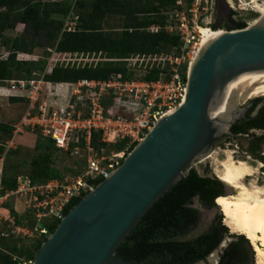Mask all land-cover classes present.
Masks as SVG:
<instances>
[{
  "label": "trees",
  "instance_id": "1",
  "mask_svg": "<svg viewBox=\"0 0 264 264\" xmlns=\"http://www.w3.org/2000/svg\"><path fill=\"white\" fill-rule=\"evenodd\" d=\"M55 3L47 5L34 0H0V39L7 30L15 28L16 24H22L34 35L44 33V37L51 46H57L60 52L69 53H106L111 59H125L129 54H142L144 57L167 54L172 48L179 49L180 42L177 35H171L162 30L156 34L146 31L148 27L158 24L164 27L167 13L176 7L177 0H97L89 5L78 1L81 11L86 13L81 16V29L72 32L62 31V23L52 21L48 13L57 11L67 13L68 4ZM193 0L187 1L189 8ZM6 8L5 11L2 9ZM106 10L117 12L126 17L125 31L120 35L102 34L97 31L99 23L96 13ZM160 12L152 21L143 17L136 18V14ZM233 15V13H231ZM246 23L233 22L232 30H243ZM216 30L217 26H212ZM129 30H131L129 32ZM35 36L27 42L15 39L12 45V53L6 60H0V81L14 79V74H20L17 78H30L33 72H42L46 67V61H19L17 52L31 53L38 45L34 42ZM168 68L161 70L155 64L146 66L141 75L128 71L124 65L106 63L96 67H57L51 75L46 76L47 81L53 83H76L80 80L103 81L112 75L121 74L124 80L139 79L146 82H154L160 79L161 74ZM184 74L186 67L183 68ZM23 74V76H21ZM111 103V101H105ZM260 100H255L252 107L245 114L243 120L237 121L231 128L233 136L248 135L251 130L264 131V104L254 117V112ZM0 131L11 136V127L0 124ZM35 149L41 151L32 162L30 179L33 183L47 177V165L50 160L49 151L55 148L50 139L38 136ZM1 141V139H0ZM255 141L261 145L264 135L255 137ZM38 142V143H37ZM1 143V142H0ZM93 143L98 146L97 135H93ZM125 141L108 146V150L120 152L125 148ZM137 144L128 149L130 153ZM4 148L0 146V155ZM17 151H8L6 157H11ZM122 163V162H121ZM4 175L1 178L2 192L12 191L17 186L18 173ZM77 176V175H76ZM102 180L95 182L97 186ZM225 186L218 179L203 177L196 171L190 170L184 178L175 183L146 213L141 221L134 227L130 234L116 250V256L136 264H197L204 261L220 245L226 229L221 226L220 219L210 231L199 237L182 241L180 238L187 235L198 222V212L190 207L193 199L198 198L205 207L214 206L217 197L223 194ZM80 199L73 200L65 209V215L76 205ZM60 221L48 226L49 234H52ZM21 223V219H18ZM42 240L34 245L32 251L24 255L17 254L15 247L9 245V240L0 241V264H31L34 255L40 248ZM11 241V240H10ZM243 248H248L247 241L242 236L237 237V242L230 244L222 254L218 264H244L241 261ZM15 256V257H14Z\"/></svg>",
  "mask_w": 264,
  "mask_h": 264
},
{
  "label": "built area",
  "instance_id": "2",
  "mask_svg": "<svg viewBox=\"0 0 264 264\" xmlns=\"http://www.w3.org/2000/svg\"><path fill=\"white\" fill-rule=\"evenodd\" d=\"M187 12L192 13V8L184 6L182 0H177L176 7L165 13L167 20L164 27L154 24L146 29L150 34L165 30L179 37V49L172 48L161 57L142 59L157 67L163 64L168 68L157 81L124 80L121 74L112 75L103 81H47L45 77L51 75L54 68H67L73 61L64 59V66L65 62L60 57L79 54L60 52L57 46L44 49V53L51 58L42 59L46 61L42 72H33L30 78L0 81L1 97L22 100L26 104L25 114L9 125V140L0 144L4 148L0 155V241L40 242L47 238L50 235L48 226L64 218V211L73 200L82 199L87 192L93 191L95 182L107 178L121 164L131 146L144 140L160 120L184 102L189 64L198 51L201 37L200 27L187 22ZM16 54L19 61H39L29 53ZM63 86H66L64 91L58 89ZM58 97L61 100L58 101ZM115 101H121L124 105L128 103L125 109L128 113H110L108 108ZM26 132L50 139L57 150L80 158L84 163V172L61 183L47 184H34L29 177L19 176L16 189L3 193L1 178L6 154L16 148L18 139ZM94 134L97 135L98 146L93 143ZM122 141L126 142L122 151L108 150V146ZM13 197L28 200L21 223H18L10 209L5 208L7 200ZM46 221L51 224H44Z\"/></svg>",
  "mask_w": 264,
  "mask_h": 264
},
{
  "label": "water",
  "instance_id": "3",
  "mask_svg": "<svg viewBox=\"0 0 264 264\" xmlns=\"http://www.w3.org/2000/svg\"><path fill=\"white\" fill-rule=\"evenodd\" d=\"M260 70H264V15L256 25L226 31L198 51L188 71L184 102L68 211L36 251L32 264H136L117 257V248L239 120L222 121L228 131L221 132L210 119V110L228 83Z\"/></svg>",
  "mask_w": 264,
  "mask_h": 264
},
{
  "label": "rangeland",
  "instance_id": "4",
  "mask_svg": "<svg viewBox=\"0 0 264 264\" xmlns=\"http://www.w3.org/2000/svg\"><path fill=\"white\" fill-rule=\"evenodd\" d=\"M39 1L41 3L51 5L55 3V0H34ZM58 3H62L66 1L69 10L67 13H59L57 11H52L48 13L49 20L58 21L62 23V31L64 29H81V16H83L86 12L81 11L78 7V1H83L87 5L97 1V0H58ZM188 0H182L184 6H187ZM233 4L229 5L228 0H193V3L189 7L192 8V13L187 12V22L190 25H198L201 27H208L212 29V26H217V29L214 31H228V29L233 28V22L242 21L246 23V27L254 21V19L258 18V13L251 10L252 5L249 0H232ZM264 0H260V4H263ZM251 5V6H250ZM6 8L2 10L5 11ZM233 13V15H231ZM160 12L154 11L144 14H136V18L142 19L143 17L149 18L151 21L156 18ZM97 21L99 23V27L97 31L102 34H117L120 35L125 31V23L126 17L117 12H112L106 10L104 12L96 13ZM199 28V29H200ZM131 30H129L130 32ZM35 36V44L38 45L31 53L34 57L38 58L41 61L44 57L50 59L51 56L46 55L44 53V49L46 47H54L51 46L44 37V33H40L34 35L30 30H28L22 24H16L15 28L12 30H7L3 33L2 38L0 39V60H6L8 55L12 53V45L15 39H20L24 42H27L30 38ZM165 55V53L158 55L161 57ZM153 58L156 56H152ZM59 57H56L58 59ZM139 58V61L137 60ZM147 59L142 54H129L127 58L119 60V59H111L109 55L106 53H92L85 54L82 56L79 53L77 56L71 55L67 57H60L62 61H66L71 59L73 61L70 62L69 67H96L98 65H103L106 63H112L114 65H124L128 71L134 72L136 75H141L142 71L145 70L146 66L149 64L152 65V62L142 61V59ZM191 58V57H190ZM66 59V60H64ZM76 60V61H74ZM30 61V60H28ZM53 64V63H52ZM66 62L64 63V66ZM156 66V64H155ZM159 68L161 70L167 68L165 65L160 64ZM39 72V71H37ZM39 74V73H38ZM20 74L15 73L14 78L19 77ZM23 76V74H21ZM63 88V89H62ZM58 89L64 91L66 86L59 87ZM61 97V96H59ZM57 98L58 101L61 98ZM56 99V98H55ZM255 100H260V103L255 108L254 112L251 114L252 117L256 115L258 110L264 104V99L259 98ZM255 100H251L247 102L245 105L238 107L239 110L243 109L244 115L247 111L252 107L253 102ZM20 105L12 108V117L20 118L22 114L25 112V108L23 107L22 102H19ZM24 103V102H23ZM125 103V102H124ZM115 105V106H114ZM113 106H109L108 110L110 113L112 112H120V113H128L125 112L126 106H129L128 103L126 105L121 101H115ZM114 107V108H113ZM119 108V109H118ZM239 120H243L240 115ZM237 119V120H238ZM238 120V121H239ZM264 135V131L262 130H251L248 135H238L233 136L230 132L223 137H221L212 148V152L210 155H213L211 159H199L194 165H192L190 170L196 171L199 175L203 177H212L217 179L214 171L218 167V163L226 159L227 155H231V157L235 161H245L252 165L253 167L258 168V173L254 178H248L247 183L250 181H254L257 185H264V177L262 173L264 172V142L259 145L255 141V137ZM38 135L31 132H26L23 134L20 139H18L17 145L15 149H11L10 151H17L11 157H6L5 159V171L7 170L9 175H12L14 171L18 173V176H25L30 178V172L32 170V162L39 155L41 151L35 149L36 140ZM10 136L7 133H3L0 131V139L1 143L4 144L9 140ZM38 143V142H37ZM50 160L47 165V177L40 179L38 182L34 184H47V183H61L65 179H70L75 177L76 175H80L84 172V163L80 158L71 157L67 153L59 150H55L52 148L50 151ZM188 171V172H189ZM186 172V174L188 173ZM7 174V175H8ZM4 175V172H3ZM225 186V185H224ZM232 190V189H231ZM235 194V192L229 191V188L225 186L223 194L220 196H231ZM28 200L22 199L20 197H13L7 200V205L5 208L10 209L16 215L17 219H21L25 214V207L27 205ZM190 207L195 209L198 212V222L192 227L190 232L184 237L180 238L182 241L193 240L200 235L210 231L212 227L216 225L218 219H220L221 226L226 229L227 232L223 234L222 240L218 248L212 253L216 256V264L219 263L222 254L225 249L228 248L230 244L237 242L238 234H234L231 230L224 225V218L222 212L214 206L205 207L203 206L198 198L193 199L190 204ZM44 224H51L49 221H46ZM243 237V236H242ZM244 238V237H243ZM244 240H246L244 238ZM247 241V240H246ZM41 242V241H40ZM9 245L15 247L17 254L24 255L28 251H32L34 245L38 243L36 240H11ZM247 245L249 247L243 248L241 261L244 264H255L254 252L250 243L247 241ZM224 246V247H222ZM211 254V255H212ZM209 255V257L211 256ZM15 257V256H14ZM207 257L204 261H201L197 264H210Z\"/></svg>",
  "mask_w": 264,
  "mask_h": 264
},
{
  "label": "bare ground",
  "instance_id": "5",
  "mask_svg": "<svg viewBox=\"0 0 264 264\" xmlns=\"http://www.w3.org/2000/svg\"><path fill=\"white\" fill-rule=\"evenodd\" d=\"M249 2L252 5L251 10L259 15L249 25L251 27L264 15V3L260 4V0ZM228 3L231 5L233 1L228 0ZM199 30L201 37L198 51L226 32L214 31L208 27H201ZM198 51L193 55L189 69L196 60ZM259 98L264 99V70L241 74L228 83L221 100L210 110V119L218 125L221 132H227L228 125L222 121L237 120L242 116V110L238 107ZM172 113L174 111L167 116ZM212 157L213 155H209L205 159ZM214 173L221 183L235 192L231 196H219L216 200L215 204L223 214L224 225L251 244L255 264H264V185H257L254 181L247 183L248 178L257 175L258 168L245 161H235L228 154L225 160L218 163ZM262 176L264 177V172ZM208 261L210 264H216L215 254H212Z\"/></svg>",
  "mask_w": 264,
  "mask_h": 264
},
{
  "label": "crops",
  "instance_id": "6",
  "mask_svg": "<svg viewBox=\"0 0 264 264\" xmlns=\"http://www.w3.org/2000/svg\"><path fill=\"white\" fill-rule=\"evenodd\" d=\"M19 102H22L21 105H23V107L25 108V112H26V104L24 101L0 96V124L10 125L14 121H17L18 119H20L25 114V112H24V114H22L20 116V118H18V117L13 118L12 117V114H13L12 108L20 105Z\"/></svg>",
  "mask_w": 264,
  "mask_h": 264
}]
</instances>
